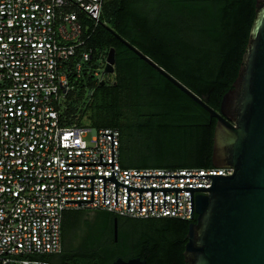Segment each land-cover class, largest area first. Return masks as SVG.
Returning <instances> with one entry per match:
<instances>
[{"label":"trees","instance_id":"obj_1","mask_svg":"<svg viewBox=\"0 0 264 264\" xmlns=\"http://www.w3.org/2000/svg\"><path fill=\"white\" fill-rule=\"evenodd\" d=\"M255 2L104 0L85 43L92 48L91 57L68 73L69 86L59 107L62 121L83 123L86 117L89 125L116 127L118 159L125 167L213 165L215 118L113 31L219 110L238 73ZM111 46L114 72L104 73L101 83L94 71L102 72L99 65ZM190 221L71 208L63 212L60 251L27 256L49 263L58 255L61 264H111L118 256H139L146 264H187L182 252Z\"/></svg>","mask_w":264,"mask_h":264},{"label":"built area","instance_id":"obj_2","mask_svg":"<svg viewBox=\"0 0 264 264\" xmlns=\"http://www.w3.org/2000/svg\"><path fill=\"white\" fill-rule=\"evenodd\" d=\"M103 1L0 0V264L60 251L71 208L190 219L212 173L233 170L125 167L116 127L62 121L68 73L91 57L85 43Z\"/></svg>","mask_w":264,"mask_h":264},{"label":"water","instance_id":"obj_3","mask_svg":"<svg viewBox=\"0 0 264 264\" xmlns=\"http://www.w3.org/2000/svg\"><path fill=\"white\" fill-rule=\"evenodd\" d=\"M255 16L238 73L214 109L161 65L113 31L166 78L215 118L211 160L230 166L229 174L212 173L206 193L193 198L183 249L187 264H264V0ZM115 50L108 48L101 72L113 73ZM194 218V219H193ZM117 238V217L113 219ZM112 264H146L139 256L116 257Z\"/></svg>","mask_w":264,"mask_h":264},{"label":"flooded vegetation","instance_id":"obj_4","mask_svg":"<svg viewBox=\"0 0 264 264\" xmlns=\"http://www.w3.org/2000/svg\"><path fill=\"white\" fill-rule=\"evenodd\" d=\"M131 257H135V256H131ZM60 258V256H58V255H53V256H51L50 257V260H51V262H49V263H45V262H41L40 261V263L41 264H61V263H59L58 261V259ZM124 259V258H123ZM127 259V258H126ZM114 260V259H113ZM113 260H112V262H113ZM112 262H111V264H112ZM68 263V261L66 260L65 261V264H67Z\"/></svg>","mask_w":264,"mask_h":264},{"label":"rangeland","instance_id":"obj_5","mask_svg":"<svg viewBox=\"0 0 264 264\" xmlns=\"http://www.w3.org/2000/svg\"><path fill=\"white\" fill-rule=\"evenodd\" d=\"M102 68H103V64H100V65H99V69L102 70ZM105 75H106V77H107V76H109L110 74H105ZM83 123L89 124V123H88V120H87L86 117L83 119Z\"/></svg>","mask_w":264,"mask_h":264}]
</instances>
